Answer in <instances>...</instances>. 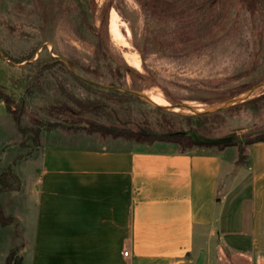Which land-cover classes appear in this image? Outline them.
<instances>
[{
	"label": "rangeland",
	"instance_id": "374dc122",
	"mask_svg": "<svg viewBox=\"0 0 264 264\" xmlns=\"http://www.w3.org/2000/svg\"><path fill=\"white\" fill-rule=\"evenodd\" d=\"M114 12L119 35L113 32ZM77 74L160 97L168 105H220L264 82V0H0V87L12 94L17 109L24 101L22 125L41 128L37 145L35 133L21 131L12 113L0 116V140L7 138L0 145V170L11 167L28 197L36 188L39 149L54 130L47 122L165 133L188 129L187 117L198 114L160 108L139 96L109 98L84 86ZM221 93L229 96L212 103L203 99ZM262 94L264 87L194 122L195 133L216 138L264 131V98H257ZM73 97L100 98L105 105L75 115L61 109L65 103L78 108ZM8 226L1 227L2 246L7 235L8 253L18 248L23 254L19 222Z\"/></svg>",
	"mask_w": 264,
	"mask_h": 264
},
{
	"label": "crops",
	"instance_id": "0c3cea01",
	"mask_svg": "<svg viewBox=\"0 0 264 264\" xmlns=\"http://www.w3.org/2000/svg\"><path fill=\"white\" fill-rule=\"evenodd\" d=\"M47 135L34 198L23 183L0 193L23 264H264V141L242 164L236 145L182 151L72 127ZM2 226L0 259L10 249Z\"/></svg>",
	"mask_w": 264,
	"mask_h": 264
},
{
	"label": "trees",
	"instance_id": "16d2710c",
	"mask_svg": "<svg viewBox=\"0 0 264 264\" xmlns=\"http://www.w3.org/2000/svg\"><path fill=\"white\" fill-rule=\"evenodd\" d=\"M49 65H54V63H50ZM118 66L124 70L127 71V67L123 64L119 63ZM77 79L86 87L93 89L94 91H97L103 95H106L109 98H115L119 101H126L130 100L132 98L137 97V95L123 91L116 88H103L100 86H96L92 83L87 82L86 80L78 77L75 75ZM238 92V91H237ZM234 94L231 93L229 95ZM228 94L221 93L219 96H216L214 99L212 98H203L206 102H214L215 100L224 99L229 96ZM264 98V94L257 98ZM255 98V99H257ZM0 99H2L7 107L8 112L12 113L14 120L16 121V124L18 125L19 129L23 132H27L28 130H31L35 133V139L37 142V145H40V132L41 128H34L32 126L25 127L22 125V115L24 113V101L21 102L20 105H23L19 107L18 109L15 107L17 103L15 102V99L13 98L12 94L8 91L4 90L2 87H0ZM75 103L77 104L78 108L73 107L69 104H64L61 106V109L69 111L75 115H81V113L86 111H99L101 108L104 107L105 102H103L100 98H88V99H81L78 97H73ZM212 99V100H211ZM211 115L210 113L205 114H192L189 115L188 118V124L190 127L188 129L184 127H180L175 130H169L165 133H156L151 131H133V130H123L115 127H109L107 125L98 124L95 122H92L88 126L84 125H74V124H61L58 122H47L46 126L49 129H55L58 126L63 128H74V129H85L89 132H99L102 135H112V136H123L128 139H134L139 142H147L152 143L154 141H172L176 142L180 145V148L182 151H188L195 145H217L219 147H223L226 145H236L239 150V156H238V163H247L249 161L248 154H246V149L248 145L251 143L257 142V141H264V131H250V132H244L242 134H236L233 135L234 139L229 143H219V144H210L202 141H197L195 137L193 136V133L197 131L196 126L194 125V122L200 121L202 118H209ZM74 120V121H78ZM74 123V122H72ZM41 125V124H40ZM22 186L21 179L17 173L13 171L11 167L2 168L0 170V193L2 191L6 190H15L19 189ZM15 220V217L12 215H7L4 211L3 204L0 200V224L5 226L10 223H12ZM4 264H23V254L19 253L18 248H12L10 252L8 253L5 263Z\"/></svg>",
	"mask_w": 264,
	"mask_h": 264
},
{
	"label": "water",
	"instance_id": "95a60500",
	"mask_svg": "<svg viewBox=\"0 0 264 264\" xmlns=\"http://www.w3.org/2000/svg\"><path fill=\"white\" fill-rule=\"evenodd\" d=\"M78 76L80 78L86 80L87 82L92 83V84H94L96 86H100V87H103V88H116V89H120V90H123V91H127V92H130V93H133V94H135V95H137V96H139V97L151 102L153 105H155L157 107H160V108L174 110L176 108L182 107V108H188V109L192 110L194 113H198V114L213 113V112L219 111L221 109L227 108L228 106L233 105L236 102L243 101V100L247 99L253 93H255L256 91H258L259 89L264 87V82H262L261 84L253 87L251 90H249L247 93H245L243 95H239L237 97L229 99V100L223 102L220 105L212 106V107L207 108V109H200V108H197L195 106H191V105H189L187 103H178V104H169V105L168 104H160L157 101H155L151 96H149L148 94H145L143 92H140V91H137V90H133V89H130V88H126V87H122V86H117V85H104V84L95 82L93 80L84 78V77H82L80 75H78ZM193 136L195 137V139L197 141H202V142H206V143H210V144L229 143V142H231L234 139V136L205 138V137L199 136L195 132L193 133Z\"/></svg>",
	"mask_w": 264,
	"mask_h": 264
},
{
	"label": "bare ground",
	"instance_id": "6f19581e",
	"mask_svg": "<svg viewBox=\"0 0 264 264\" xmlns=\"http://www.w3.org/2000/svg\"><path fill=\"white\" fill-rule=\"evenodd\" d=\"M117 16V13L116 12H114L113 13V32H115L116 34H118L119 35V31L120 30H118V26H117V23H116V21L114 20V18ZM112 32V33H113ZM135 63L137 64V65H139V60H135ZM155 101H157L158 103H160V104H166L165 103V101H163V99H161L160 97H155V96H153L152 97ZM167 102V101H166ZM168 103V102H167Z\"/></svg>",
	"mask_w": 264,
	"mask_h": 264
},
{
	"label": "built area",
	"instance_id": "2783aa9c",
	"mask_svg": "<svg viewBox=\"0 0 264 264\" xmlns=\"http://www.w3.org/2000/svg\"><path fill=\"white\" fill-rule=\"evenodd\" d=\"M125 254H128V251H125Z\"/></svg>",
	"mask_w": 264,
	"mask_h": 264
}]
</instances>
